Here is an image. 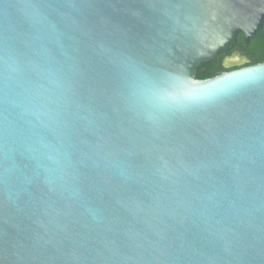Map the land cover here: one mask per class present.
<instances>
[{"label": "water", "instance_id": "water-1", "mask_svg": "<svg viewBox=\"0 0 264 264\" xmlns=\"http://www.w3.org/2000/svg\"><path fill=\"white\" fill-rule=\"evenodd\" d=\"M263 28L264 0H0V264H264V63L197 79Z\"/></svg>", "mask_w": 264, "mask_h": 264}, {"label": "trees", "instance_id": "trees-1", "mask_svg": "<svg viewBox=\"0 0 264 264\" xmlns=\"http://www.w3.org/2000/svg\"><path fill=\"white\" fill-rule=\"evenodd\" d=\"M232 52H239L246 56L251 61L250 66L264 63V28L255 39L251 40L250 44L246 43L244 34L241 33L238 37V42L231 45V52L221 54L216 60L199 66L197 79H209L227 72V69L223 66V56Z\"/></svg>", "mask_w": 264, "mask_h": 264}, {"label": "flooded vegetation", "instance_id": "flooded-vegetation-1", "mask_svg": "<svg viewBox=\"0 0 264 264\" xmlns=\"http://www.w3.org/2000/svg\"><path fill=\"white\" fill-rule=\"evenodd\" d=\"M228 52H231V47H230V49H229ZM235 54H239L241 56L240 60H236L235 61L236 63H239V65H237V66H231V67H226L224 65V60L227 57L234 56ZM223 58H224V60H223V66H224L225 69H227V72L234 71V70H237V69H240V68H244V67H248V66H250V63H251V61L246 56H243L239 52H232L229 55H224Z\"/></svg>", "mask_w": 264, "mask_h": 264}]
</instances>
